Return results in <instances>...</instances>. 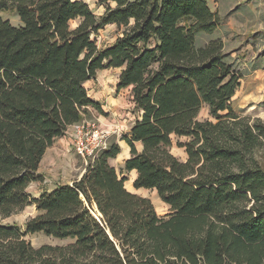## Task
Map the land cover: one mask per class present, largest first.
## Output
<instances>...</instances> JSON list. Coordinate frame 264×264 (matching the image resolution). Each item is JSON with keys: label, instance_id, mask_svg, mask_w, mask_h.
Wrapping results in <instances>:
<instances>
[{"label": "trees", "instance_id": "obj_1", "mask_svg": "<svg viewBox=\"0 0 264 264\" xmlns=\"http://www.w3.org/2000/svg\"><path fill=\"white\" fill-rule=\"evenodd\" d=\"M101 4L96 17L82 0H0V222L36 211L23 232L0 223V264H264V122L234 111L241 76L221 40L197 44L218 15L208 0ZM106 26L121 34L99 48ZM114 69L135 113L120 175L135 172L133 189L155 192L163 217L125 188L111 139L72 184L27 192L53 143L103 114L84 84ZM36 234L68 243L34 248Z\"/></svg>", "mask_w": 264, "mask_h": 264}, {"label": "rangeland", "instance_id": "obj_2", "mask_svg": "<svg viewBox=\"0 0 264 264\" xmlns=\"http://www.w3.org/2000/svg\"><path fill=\"white\" fill-rule=\"evenodd\" d=\"M82 1L88 4L96 17L104 13L105 4L99 5L100 0ZM208 6L218 15L220 26L210 36L199 35L197 44L202 46L210 40H221L224 46L223 53L235 72L241 76L240 86L232 99L234 111L264 122V0H208ZM1 17L13 26L20 24L12 10L3 12ZM74 26L75 23H72V27ZM120 34L115 26H106L98 32L96 44L99 48L109 46ZM117 74L116 70H105L99 72L93 82L85 84L87 95L100 103L103 114L90 111V118L83 121L84 123L94 121L100 126H113L117 132L110 139L115 141L128 133L135 120L129 91L122 90L116 93ZM208 119L210 118L204 107L198 115V120ZM75 131L74 127L69 129L64 138L56 140L46 151L37 172L41 181L31 184L27 190L32 198H37L42 191H49L57 185L71 183L82 175L86 164L74 153L71 145ZM121 145L125 144L121 142ZM171 153L179 160H185L183 150L173 146ZM121 160L122 157L110 162L119 175L124 163ZM123 176L126 177L124 186L127 190L149 199L158 216L168 214V208L158 199L155 192L133 189L132 182L135 176L133 173L120 175ZM35 215V207L29 206L0 223L16 227L23 232L25 223ZM25 240L34 248L68 243L40 234L27 235Z\"/></svg>", "mask_w": 264, "mask_h": 264}, {"label": "built area", "instance_id": "obj_3", "mask_svg": "<svg viewBox=\"0 0 264 264\" xmlns=\"http://www.w3.org/2000/svg\"><path fill=\"white\" fill-rule=\"evenodd\" d=\"M75 136L72 140V147L74 153L81 158L85 164L87 160L94 157V155L105 149L108 145L109 139L117 132L113 126H100L94 121L81 123L74 126Z\"/></svg>", "mask_w": 264, "mask_h": 264}, {"label": "crops", "instance_id": "obj_4", "mask_svg": "<svg viewBox=\"0 0 264 264\" xmlns=\"http://www.w3.org/2000/svg\"><path fill=\"white\" fill-rule=\"evenodd\" d=\"M114 70H116V71H118V74H117V77H118V75H119V72H120V70L119 69H114ZM90 82H93V81H88V82H86L85 84H87V83H90ZM85 84H84V88H85ZM86 89V88H85ZM126 91H130V89H126ZM117 93V92H116ZM119 93V92H118ZM129 94H130V92H129ZM130 99H131V97H130ZM71 129V128H70ZM69 130V129H68ZM64 138V137H63ZM62 139V138H61ZM61 139H58V140H61ZM118 145H119V147H120V150H121V153H120V155L115 159V160H117V159H119L120 157H122V160L123 161H125V160H127L128 158H129V149H128V147L126 146V145H121V142H119L118 141ZM184 152V151H183ZM185 158H186V156H185ZM121 160V161H122ZM84 172V171H83ZM131 173H133L134 175H135V172H131ZM130 173V174H131ZM81 176V175H80ZM135 177H136V175L134 176V179H135ZM80 178V177H79ZM78 178V179H79ZM77 179V180H78ZM74 181H72L71 183H66V184H68V185H70V184H72ZM128 192H130V193H132V194H135L136 195V193L135 192H132V191H129L128 190Z\"/></svg>", "mask_w": 264, "mask_h": 264}, {"label": "water", "instance_id": "obj_5", "mask_svg": "<svg viewBox=\"0 0 264 264\" xmlns=\"http://www.w3.org/2000/svg\"><path fill=\"white\" fill-rule=\"evenodd\" d=\"M83 173H84V172H83ZM83 173H82V175H83ZM82 175H81V176H82ZM81 176H80V177H81Z\"/></svg>", "mask_w": 264, "mask_h": 264}]
</instances>
